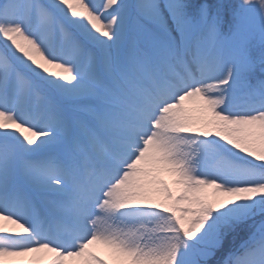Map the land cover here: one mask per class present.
Listing matches in <instances>:
<instances>
[{
    "label": "snow or ice",
    "instance_id": "snow-or-ice-1",
    "mask_svg": "<svg viewBox=\"0 0 264 264\" xmlns=\"http://www.w3.org/2000/svg\"><path fill=\"white\" fill-rule=\"evenodd\" d=\"M213 7L0 0V264H210L258 216L218 264H264V79L228 107L264 73V0H240L227 35Z\"/></svg>",
    "mask_w": 264,
    "mask_h": 264
},
{
    "label": "rangeland",
    "instance_id": "rangeland-1",
    "mask_svg": "<svg viewBox=\"0 0 264 264\" xmlns=\"http://www.w3.org/2000/svg\"><path fill=\"white\" fill-rule=\"evenodd\" d=\"M100 2H101V0H100ZM124 2L131 5V4L137 3L138 0H124ZM163 2H164V0H161V3H163ZM46 5H47V3H46ZM129 15H130L131 19H130L129 29H128L127 45L124 48V54L125 55L131 49L132 43L136 37V35H131L129 37V35H130L129 31L130 30L135 31V27H134L135 17L132 16L131 11H130ZM245 19H246V22L248 24H250L253 27H255L256 29H258L259 23H260V13H259L258 8L254 7L251 11H246L245 12ZM194 31H196V30H194ZM58 43H59V41H58ZM220 45L221 46H219V47H222L225 51H228V50H231L234 48V43L230 40L229 41H222V42H220ZM0 49H4L5 51H8L9 55L11 56V50L7 49L5 47V42L2 39H0ZM114 52H115V50H114ZM259 80H261V79H256L251 83L249 81H246L245 83L244 82H238L237 84H235L233 86V97H234V99H233V102L228 106L230 111L240 110V109L233 110L235 107L237 108L240 105L244 107V102L247 99V93L250 91V87L257 86V81H259ZM42 88H45V90H47L48 93L47 94L45 93L46 95H54L53 92L49 91L50 90L49 88H48L49 89L48 90L43 85H42ZM64 107H65L66 118L69 121V129H68L67 133H62L63 143L58 146L57 150L61 151L65 156H67L70 152V147H71V144L73 142V138L75 135H78L79 130H78V118H77L76 112L73 110L71 105H65ZM12 143H14V142H12ZM48 150H50V149H48ZM205 170L210 171V169H204V168L201 169V171H205ZM163 178L168 181V183L173 187L174 190L176 189V185L173 183L174 177L165 174ZM101 255L105 256V258H108L107 250L103 248Z\"/></svg>",
    "mask_w": 264,
    "mask_h": 264
},
{
    "label": "trees",
    "instance_id": "trees-1",
    "mask_svg": "<svg viewBox=\"0 0 264 264\" xmlns=\"http://www.w3.org/2000/svg\"><path fill=\"white\" fill-rule=\"evenodd\" d=\"M239 0H191L193 3H210L212 4L213 7V13L216 12V5H223L222 8H220L221 15L225 21V27L228 30V23L232 21L233 18V13L235 12L237 5H238ZM254 221H249L245 225H241L237 229H235L228 237L225 246L222 250H220L215 257L212 258L210 261V264H217V257L220 255H223V257L226 255V253L230 250L233 249V246L236 248H239V241L240 240H246L248 236L251 234L252 231H254ZM235 248V249H236Z\"/></svg>",
    "mask_w": 264,
    "mask_h": 264
},
{
    "label": "bare ground",
    "instance_id": "bare-ground-1",
    "mask_svg": "<svg viewBox=\"0 0 264 264\" xmlns=\"http://www.w3.org/2000/svg\"><path fill=\"white\" fill-rule=\"evenodd\" d=\"M249 93V92H248ZM247 93V94H248ZM241 106V105H240ZM237 107L236 109H242L243 108V106H241V107ZM96 250L101 254V252L103 251V246H96Z\"/></svg>",
    "mask_w": 264,
    "mask_h": 264
}]
</instances>
